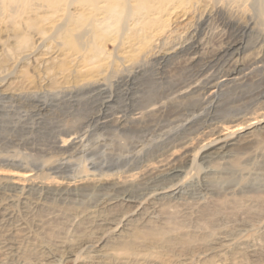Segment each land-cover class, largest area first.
Segmentation results:
<instances>
[{
    "label": "rangeland",
    "instance_id": "374dc122",
    "mask_svg": "<svg viewBox=\"0 0 264 264\" xmlns=\"http://www.w3.org/2000/svg\"><path fill=\"white\" fill-rule=\"evenodd\" d=\"M38 2L51 6L35 11ZM7 4L0 3V264H264V131L248 150L199 158L210 141L238 132L237 124L246 121H231L234 113L214 116L211 104L237 106L245 109L238 116L264 120V97L257 95L264 71L244 70L264 57V19L258 9L231 0H191L150 16L164 22L144 47L111 39L94 51L91 0ZM217 11L241 24L252 19L254 27L235 32L244 48L222 69L240 66L233 86L225 84L221 72L215 78L220 88L205 89L213 102L196 104L198 93L187 89L181 95L170 87L186 84L192 74L187 63L216 51L230 34ZM208 12L211 16L195 32ZM79 18L92 24L78 28ZM134 24L129 23L124 38L142 26ZM87 28L92 34L81 45L78 38ZM193 38L195 54L180 53ZM138 53L164 57L163 68L114 86L119 91L105 107L110 92L94 83L130 66L129 57ZM151 101L168 105L165 114L139 116ZM176 106L182 111L173 119L170 110ZM107 119L109 124L103 123ZM183 120L192 126L182 129ZM190 155L195 163L182 174L139 187ZM103 178H109L104 189L82 188ZM112 182L131 190L118 195Z\"/></svg>",
    "mask_w": 264,
    "mask_h": 264
},
{
    "label": "bare ground",
    "instance_id": "6f19581e",
    "mask_svg": "<svg viewBox=\"0 0 264 264\" xmlns=\"http://www.w3.org/2000/svg\"><path fill=\"white\" fill-rule=\"evenodd\" d=\"M16 1H20V0H0V3H8V4H12ZM94 3V51H97L99 49V46H101L102 44H104V42L106 43L109 40H114V41H118V40H124V39H129L128 42L132 43L134 42H140L141 43V47L145 46L146 43L150 38H151V34L156 31L157 29H161V22L162 21L160 18L157 19H150V16L155 15V14H162L163 12L169 11L170 9L174 8L177 4H187L190 3L191 0H91ZM197 1V0H196ZM232 2L236 3L237 6H242L243 4H249L250 7L252 8V10H256L255 8L258 9L259 12V16L261 18L264 19V0H231ZM132 3H135V5H132ZM220 3V2H219ZM7 4V5H8ZM239 4V5H238ZM72 5V3H71ZM258 5V7H257ZM9 6V5H8ZM51 5L48 3H36L33 4L32 9H34L35 11H40L43 10L44 8L50 7ZM183 6V5H182ZM180 6V7H182ZM54 7V6H53ZM228 6H226L227 9ZM8 8V7H7ZM56 8V7H55ZM175 9V8H174ZM231 9V8H230ZM220 10V9H219ZM2 11V10H1ZM206 11V10H205ZM225 11V10H224ZM223 11V12H224ZM230 11V10H229ZM214 12V9H213ZM42 13V12H41ZM237 13V12H236ZM216 14H218V16H220L221 18V22L222 24H224L226 27H228L229 29H231V32L228 36H226L223 44L220 46V48H218L216 51H213L209 54H207L206 56L204 55L202 56H198L196 58H192L188 63H187V67L186 69H188L189 73L190 71L192 72V74L190 75L191 79L184 85L178 86V88H176V84L171 85L170 88H172V93H179V94H183L186 93L187 89H190V91L192 92V94H196L195 97H193L195 99V103L196 100L200 101L201 103L206 101V96L208 95L207 92L205 91V89H209L213 88H220V83L216 82L215 78H218V75L223 72L221 75L224 78V81H227V83H225L226 85H228V87L233 86L230 85L232 81L235 80L234 76H236L235 74L241 69L240 66L238 64L232 65L231 67L223 69L224 64L232 57L234 56L236 53H238L242 48H244V43L242 39L239 38H234V36L236 35L235 32L239 29H253L254 26H252L254 24V20L250 21L248 20L246 24H241L240 22L237 21L236 17H229V18H224L222 17V15L220 14V11H217ZM223 14V13H222ZM227 14V13H226ZM239 14V13H238ZM237 14V15H238ZM102 15V17L100 18L99 16ZM203 15V14H202ZM236 16V14H234ZM211 16V13H207L204 17H201L196 26H195V32H199L200 29H202V25L206 22V20ZM225 16V15H224ZM227 17V16H226ZM240 17V16H239ZM82 18V17H81ZM219 18V17H218ZM80 19V18H79ZM145 20L143 22V25L140 24L142 22H139L140 20ZM148 19V20H146ZM191 20V19H190ZM44 21V20H43ZM40 22V21H39ZM68 22V21H67ZM132 22L135 23L134 25H138V23L140 25H142L141 27L134 29V31H131V34H129L128 38H124L125 33H127L128 30H130L128 28L129 23ZM65 24V23H64ZM91 21L86 23L84 19H77V25L76 27L80 28L83 25H86V27H89L91 25ZM132 26V25H131ZM69 29V28H68ZM163 29V27H162ZM233 30V31H232ZM92 30H90V28L85 29L84 33H82L81 37H79V41L81 42L85 36L87 35H91L90 32ZM241 31V30H240ZM255 31V30H254ZM44 32V31H43ZM42 32V33H43ZM245 32V31H244ZM158 33V32H157ZM249 33V32H248ZM56 35V34H55ZM198 35V33L196 34ZM68 36V35H67ZM77 37V36H76ZM153 37V36H152ZM244 37V36H243ZM262 37V36H261ZM196 38V37H195ZM193 38V40H189L190 42H188V44H186L185 46H183V48H181L180 53H184V54H195L196 49H197V42L196 39ZM241 38V37H240ZM148 39V40H147ZM104 41V42H103ZM80 42H78L80 45ZM66 44V43H65ZM84 44V43H83ZM82 45V42H81ZM138 45V44H137ZM131 46H133V43L131 44ZM164 47V46H163ZM133 48V47H132ZM138 50V49H136ZM143 52V48L141 49ZM150 50V49H149ZM148 51V50H147ZM87 52V51H86ZM138 57H140L139 53L137 54ZM136 55V56H137ZM95 56V54H94ZM130 56V55H129ZM149 56V55H148ZM135 56H131L130 58V62L131 65L128 67L126 66L125 68H122L121 71H117L118 73H116L115 75H113L112 77H104L105 79H101L97 82H95L94 84L99 88V90L101 92L104 91H108V93L110 92V99L105 100L106 102L105 107L108 106V104H110L116 97V90H118L116 88V90L114 89V86H118L121 82H125L126 84L128 83H132L133 80H135L136 76L147 72V70H160L163 68V63L164 61V57H160L157 56L156 54L151 55L150 57H145L143 58L142 56L140 58H134ZM88 60V59H87ZM225 67V66H224ZM205 68V69H204ZM240 68V69H239ZM210 71L209 73H206L205 70ZM244 70H246L249 73H253V72H257L261 71V73L264 71V57L263 58H259L257 60H253L251 61L249 64H247L244 67ZM187 73V72H186ZM263 74V73H262ZM9 75V74H8ZM187 75V74H186ZM185 75V76H186ZM248 75L245 74V76ZM142 76V75H141ZM220 77V76H219ZM261 78L258 79V85L259 87H261L260 89L258 88L259 92L257 93V95H259V97H264V74L263 76H260ZM138 78V77H137ZM216 83H212L214 82ZM155 80V79H154ZM188 80V79H187ZM186 80V81H187ZM185 81V80H184ZM182 82V81H181ZM180 82V83H181ZM257 82V81H256ZM185 83V82H184ZM241 84H243L242 82L237 84L236 87H241ZM257 84V83H256ZM86 86V85H85ZM134 86V85H133ZM146 86V85H145ZM235 86V85H234ZM243 86V85H242ZM257 86V85H256ZM257 86V87H258ZM87 87V86H86ZM169 88V89H170ZM72 89V88H71ZM96 89V88H95ZM156 89V88H155ZM168 89V90H169ZM212 89V90H213ZM238 89V88H237ZM241 89V88H240ZM121 90V89H120ZM123 90V89H122ZM148 90V89H147ZM220 90V89H219ZM223 90V89H222ZM119 91V90H118ZM209 91V90H208ZM216 90H214L215 92ZM128 92V91H127ZM167 92V91H166ZM213 93V92H212ZM141 94V93H140ZM191 94V93H190ZM213 95V94H211ZM219 95V94H218ZM251 95V94H250ZM253 95V94H252ZM99 96V95H98ZM160 96V95H159ZM168 96V95H167ZM170 96V94H169ZM186 96V95H185ZM189 96V95H188ZM209 96V95H208ZM207 96V97H208ZM243 96V95H242ZM95 97V96H94ZM101 97V96H100ZM103 97V96H102ZM105 97V96H104ZM210 97V96H209ZM183 98V97H182ZM189 98V97H188ZM192 98V99H193ZM107 99V98H106ZM214 99V97H213ZM212 99V100H213ZM209 100V99H207ZM209 100V101H212ZM215 101V100H214ZM152 102V101H151ZM208 102V101H206ZM205 102V103H206ZM213 102V101H212ZM211 102V103H212ZM182 103V102H181ZM191 103V102H189ZM198 103V102H197ZM196 103V104H197ZM219 103V102H218ZM244 103V102H243ZM204 104V103H203ZM245 104V103H244ZM253 104V103H252ZM172 105V104H171ZM150 106H152L150 109L140 112L139 116H143V114H146L148 116L152 117V114H156V115H162V113L165 114V108L168 106H166L165 104L162 103H158L157 102H152L149 103L145 108H149ZM180 106V105H179ZM179 106L173 107L170 110V114L174 115L173 119H175V115H177V113L181 110L182 107L179 108ZM206 106V105H205ZM221 105L216 104L214 105L211 104V108L213 109V111L216 112V114H214V116H219L222 115L224 117V113H234V115L232 116V118L230 119L233 122L239 121V119H241L242 117L244 118V120H246L245 122H239L237 124L238 132L232 133L230 135H219L216 138H214L212 141H210L205 147L202 148V151L200 153V160H211L213 158L216 157H220V156H228L229 154H234L235 152H237L239 149H246L248 150L249 148H251L252 146H254L257 141L259 140L258 138V134L260 132L264 131V120H260L258 117H253L251 119H247V117L244 116H238L240 113L242 114V112L245 111V109L243 108H230L223 106V107H219ZM228 106V105H227ZM239 106V105H238ZM207 108V107H206ZM205 108V109H206ZM204 109V111H205ZM110 110V109H109ZM128 110V109H127ZM126 110V111H127ZM184 110V109H183ZM186 110V109H185ZM211 110V109H210ZM182 111V110H181ZM192 111V110H191ZM202 111V110H201ZM118 112V111H117ZM123 112V110H122ZM207 112V110H206ZM209 112V110H208ZM211 112V111H210ZM209 112V113H210ZM214 113V112H213ZM101 114V113H100ZM104 114V112L102 113V115ZM119 114V113H118ZM183 114V113H182ZM181 114V115H182ZM238 114V115H237ZM106 115V113H105ZM145 115V116H146ZM168 115V113H167ZM185 115V114H184ZM207 116L210 114H206ZM227 115V114H226ZM250 115V114H248ZM101 116V115H100ZM104 116V115H103ZM133 116V115H132ZM159 116V118H160ZM180 116V115H179ZM204 116V115H202ZM111 117V115H110ZM157 117V116H156ZM171 117V116H170ZM177 117V116H176ZM199 117V116H198ZM201 117V116H200ZM205 117V116H204ZM203 117V118H204ZM100 120V117H98ZM138 118V117H137ZM149 118V117H147ZM166 118V116H165ZM179 118V117H178ZM193 118V117H192ZM212 118V117H211ZM221 118V117H220ZM242 118V119H243ZM97 119V118H96ZM103 119V118H102ZM101 119V120H102ZM119 119V118H118ZM140 119V118H139ZM161 119V118H160ZM170 119V118H169ZM168 119V120H169ZM199 119V118H198ZM208 119V118H207ZM95 120V119H94ZM98 120V121H99ZM96 121V120H95ZM147 121V120H146ZM152 121V120H151ZM166 121V120H163ZM179 121V119H178ZM186 121V119H185ZM196 121V120H194ZM193 121V122H194ZM202 121V120H201ZM204 121V120H203ZM206 121V119H205ZM210 121V120H208ZM206 121V122H208ZM110 120H105L106 124H109ZM158 122V121H156ZM155 122V123H156ZM200 122V121H198ZM197 122V123H198ZM224 122V121H223ZM147 123V122H146ZM145 123V124H146ZM152 123V122H150ZM178 123V122H177ZM182 122H180L181 124ZM184 123V120H183ZM182 123V124H183ZM211 123V122H210ZM209 123V124H210ZM99 124V123H98ZM102 124V123H101ZM159 124V123H158ZM161 124V123H160ZM173 124V123H172ZM204 124V123H203ZM214 124V123H213ZM224 124V123H223ZM196 125V124H195ZM211 125V124H210ZM151 126V125H149ZM157 126V125H156ZM155 126V127H156ZM159 126V125H158ZM157 126V127H158ZM181 126H192L189 125V123L184 125H180ZM194 126V125H193ZM204 126V125H203ZM212 126V125H211ZM153 127V126H152ZM183 127V128H184ZM195 129L196 127L198 128V126H194ZM210 127V126H208ZM145 128V127H144ZM143 128V129H144ZM175 128V127H174ZM182 128V127H181ZM182 128V129H183ZM193 127H190V129ZM176 129V128H175ZM178 129V128H177ZM187 129V128H185ZM229 129V128H228ZM232 129V128H231ZM116 130V129H115ZM197 130V129H196ZM186 131V130H185ZM188 131V130H187ZM195 131V130H194ZM184 132V131H183ZM262 134V133H261ZM178 135V134H177ZM213 137V136H212ZM260 137V136H259ZM165 138V137H164ZM157 139V138H156ZM180 140V139H179ZM67 141V139H63V142L65 143ZM164 141V140H163ZM177 142V141H176ZM256 142V143H255ZM76 145V144H75ZM62 146V145H61ZM256 146V145H255ZM144 147V146H143ZM141 150V149H140ZM87 152V151H86ZM133 152V151H132ZM149 152V151H148ZM242 153V152H241ZM239 154V153H238ZM73 155V154H72ZM131 156V155H130ZM186 156V155H185ZM248 157V156H247ZM195 158L192 157L191 155L189 157H185L184 161L180 164H175L173 166H168L165 169H162V171H159L157 173H155L153 176H151L148 179H145L144 181H140L139 182V187H141L144 184H148L151 181L155 182V180H159L161 177L166 178V176H177L182 174L183 172H185V168L187 165H189L190 163H195ZM60 160V159H59ZM62 160V159H61ZM66 160V159H65ZM76 161V160H75ZM93 163V162H92ZM104 163V162H103ZM67 164V161H60L59 165L60 166H64ZM88 164V163H87ZM196 165V164H195ZM219 165V164H218ZM26 166V165H25ZM91 166V165H90ZM93 166V165H92ZM99 166V165H98ZM211 166V165H210ZM68 167V164H67ZM36 168V167H35ZM53 168V167H52ZM59 168V166H58ZM62 168V167H60ZM106 168V167H105ZM228 172V171H227ZM108 173V172H107ZM87 174V173H86ZM135 175V174H134ZM84 179V178H82ZM89 179V178H88ZM109 179V178H108ZM107 178H103V179H98L96 180L95 184H93V186H88L83 185L82 188L86 189V190H90L91 188H100V189H104V186H106L107 182H108ZM110 181V180H109ZM157 182V181H156ZM161 182V181H160ZM94 183V182H93ZM113 183V182H112ZM169 184V183H168ZM108 185V184H107ZM111 188L114 189L116 193H123V194H127V192H129L131 190V186L129 185H125L123 183H113L110 184ZM125 185V186H124ZM150 185V184H149ZM156 185V184H155ZM38 186V185H37ZM157 186V185H156ZM29 187V186H28ZM149 187V186H148ZM154 187V185H153ZM160 187V186H159ZM7 188V187H6ZM81 188V187H79ZM108 188V187H107ZM110 188V187H109ZM41 189V188H40ZM43 189V188H42ZM139 189V188H138ZM155 189V187H154ZM153 189V190H154ZM92 190V189H91ZM157 190V189H156ZM161 190V189H159ZM158 190V191H159ZM177 190V189H176ZM150 191V190H149ZM10 192V191H9ZM134 192V191H133ZM28 193V192H27ZM50 193V192H49ZM62 193V192H61ZM161 192H157V194H160ZM174 193V192H173ZM115 194V193H113ZM122 194V195H123ZM172 194V193H170ZM64 195V194H63ZM117 195V194H116ZM117 195V196H118ZM134 195V193L132 194ZM196 195V194H195ZM30 196V195H29ZM102 196V195H101ZM126 196V195H123ZM163 196V195H161ZM234 196V195H233ZM63 197V196H61ZM116 197V196H115ZM53 198V197H52ZM84 198V197H83ZM113 198V197H112ZM123 198V197H122ZM39 199V198H38ZM41 199V198H40ZM113 200V201H112ZM112 200H110V204H114V200L115 198H113ZM1 201V200H0ZM36 201V200H35ZM109 201V200H108ZM218 202V200H217ZM216 202V203H217ZM118 203V202H117ZM240 204V203H239ZM1 205V204H0ZM258 205V204H257ZM264 205V204H263ZM131 207V206H130ZM221 207V206H220ZM8 209V208H7ZM259 209V208H258ZM1 210V209H0ZM4 210V209H3ZM9 210V209H8ZM7 211V210H6ZM245 212V211H244ZM1 213V212H0ZM2 214V213H1ZM3 215V214H2ZM10 215V214H9ZM255 215V214H254ZM211 219V218H210ZM113 222V221H112ZM5 224V223H4ZM239 225V224H238ZM178 229V228H177ZM238 248V247H237ZM237 254V253H236ZM52 263V262H51Z\"/></svg>",
    "mask_w": 264,
    "mask_h": 264
}]
</instances>
